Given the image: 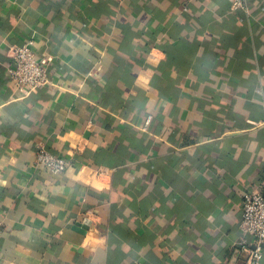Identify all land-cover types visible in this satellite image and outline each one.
<instances>
[{
    "label": "crops",
    "instance_id": "crops-1",
    "mask_svg": "<svg viewBox=\"0 0 264 264\" xmlns=\"http://www.w3.org/2000/svg\"><path fill=\"white\" fill-rule=\"evenodd\" d=\"M245 2L0 0V264H245L264 0ZM30 39L53 82L23 94L10 49ZM78 138L65 173L36 166Z\"/></svg>",
    "mask_w": 264,
    "mask_h": 264
},
{
    "label": "built area",
    "instance_id": "built-area-1",
    "mask_svg": "<svg viewBox=\"0 0 264 264\" xmlns=\"http://www.w3.org/2000/svg\"><path fill=\"white\" fill-rule=\"evenodd\" d=\"M187 4L197 0H184ZM232 9H246L245 0H229ZM35 41L28 40L22 46H13L10 49L11 63L8 66L9 76L17 91L23 94L34 93L49 87L52 78L49 74V59L46 56H37L33 50ZM154 122V116H148L143 132H148ZM65 139V138H64ZM69 149L67 155L58 156L51 153L43 144L36 146V166H44L55 175L65 173L71 165L74 155L82 153L83 143L77 140L67 139ZM3 221L0 220V234L3 232ZM242 231V245L247 253L245 264H261L264 254V194L260 190H247L243 194L242 219L240 223Z\"/></svg>",
    "mask_w": 264,
    "mask_h": 264
}]
</instances>
